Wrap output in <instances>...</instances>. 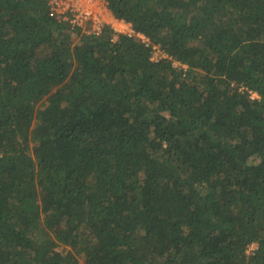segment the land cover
I'll return each instance as SVG.
<instances>
[{
  "label": "trees",
  "instance_id": "trees-1",
  "mask_svg": "<svg viewBox=\"0 0 264 264\" xmlns=\"http://www.w3.org/2000/svg\"><path fill=\"white\" fill-rule=\"evenodd\" d=\"M105 2L0 0V264H264V0Z\"/></svg>",
  "mask_w": 264,
  "mask_h": 264
},
{
  "label": "built area",
  "instance_id": "built-area-1",
  "mask_svg": "<svg viewBox=\"0 0 264 264\" xmlns=\"http://www.w3.org/2000/svg\"><path fill=\"white\" fill-rule=\"evenodd\" d=\"M49 16L58 22L67 24L71 29H79L86 34L98 35L104 27L113 32V38L124 35L128 38L140 40L145 46H150L149 40L136 32L130 23L115 18L107 8L105 0H48ZM151 59L157 61L166 57L161 53L155 58L159 47L151 45ZM161 51V50H160ZM252 98H257L251 93Z\"/></svg>",
  "mask_w": 264,
  "mask_h": 264
},
{
  "label": "rangeland",
  "instance_id": "rangeland-1",
  "mask_svg": "<svg viewBox=\"0 0 264 264\" xmlns=\"http://www.w3.org/2000/svg\"><path fill=\"white\" fill-rule=\"evenodd\" d=\"M155 53H157L156 55V57L155 58H158V56L162 53L160 50L159 51H155L154 52V55H155ZM256 248V245L255 244H252L249 248H248V250H247V252H252L254 249Z\"/></svg>",
  "mask_w": 264,
  "mask_h": 264
}]
</instances>
